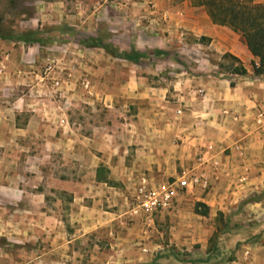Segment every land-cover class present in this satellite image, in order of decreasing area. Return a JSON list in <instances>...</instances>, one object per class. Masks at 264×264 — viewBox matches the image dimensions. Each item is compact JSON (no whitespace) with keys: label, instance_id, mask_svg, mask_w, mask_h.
<instances>
[{"label":"rangeland","instance_id":"374dc122","mask_svg":"<svg viewBox=\"0 0 264 264\" xmlns=\"http://www.w3.org/2000/svg\"><path fill=\"white\" fill-rule=\"evenodd\" d=\"M38 1L0 0V36L19 35L35 26L30 16L36 18ZM60 1L64 3L57 7L62 8L65 15L53 9L54 14L57 13L54 21L73 28L61 30L60 40H43L41 45H36V61L20 59L12 67L10 76L2 79L3 85L11 89H0V264H228L230 258L247 252L242 251L244 243L264 240L263 206L246 202L257 194L262 198L264 190L259 193L243 190V199L228 203V210L223 212L214 208L215 212L209 208L207 215L199 214L205 207L198 203L209 207L207 201L211 200L219 204L220 198L226 200L225 196L242 189L235 178L223 182L221 177L217 180L212 176L208 187L188 188L176 206L157 213L153 223H147L143 216L132 211L138 183L136 176H148L152 174L151 170L120 171L132 174L127 185L122 184L128 197L120 204L104 198H99L95 204L88 197L76 202L71 193L58 188L57 183L61 180L93 181V170H72V163L78 161V156L82 159L83 155L72 149L68 139H64V148L62 141L58 144L49 141L54 137L51 136L52 129L61 125L57 121L47 122L52 128L47 134L49 143L41 145L46 139L37 134L42 124L38 120L29 123L31 134H21L19 130L28 122L24 115L17 121L1 120L7 101L14 102L19 96L28 94L31 106L25 114L39 117L47 113L55 119L65 114L68 121L61 125L62 130L71 131L76 127L86 131L88 121L98 127L108 121L110 127L120 130L119 122L125 121L127 115L133 118L136 114L134 106L117 103L121 97L118 88L121 69H127L133 81L136 69L142 67L143 72L136 75L138 81L145 78L149 83L151 80L163 84L174 82L172 92H175L176 102L184 104L180 100L183 94L178 95L181 90L176 89L177 86L181 88L184 82L201 74L221 75L232 80L235 76L233 68L239 66L237 62L232 66V60L222 57L214 67L212 53L220 52L209 46L211 39L191 35L185 30L183 23L190 19L193 8L202 7L208 14L206 7L200 6L197 0ZM246 1L264 4L257 0ZM44 22L50 23L47 19ZM58 30L53 29V37L58 36ZM168 35H173L175 40L169 42L165 50L156 44H145L140 50L136 44L131 46L127 42L130 38L147 41L149 37L165 38ZM90 37L101 38L119 52L136 50L140 54L139 60L131 62L103 48L79 44L80 39ZM198 42L208 45L209 49L201 50ZM26 44L28 53L27 47L31 43ZM20 47L18 43L12 46L17 48L16 53H25ZM253 61L258 58L253 56L247 62V74L237 77H258L253 70ZM241 65L244 66L242 61ZM34 70L41 78L30 79ZM84 78L91 82L90 93L85 90ZM40 80L42 83L38 84ZM31 81H36L35 85ZM56 81L63 85H56ZM212 146L210 155L213 156L216 145L209 141L201 146L194 161L196 164L180 166L174 175L154 180L188 175L197 167L199 155ZM114 183L119 185L121 182ZM21 194L25 198L13 202V195ZM229 234H232V241ZM223 247H230V253L221 251Z\"/></svg>","mask_w":264,"mask_h":264},{"label":"crops","instance_id":"0c3cea01","mask_svg":"<svg viewBox=\"0 0 264 264\" xmlns=\"http://www.w3.org/2000/svg\"><path fill=\"white\" fill-rule=\"evenodd\" d=\"M257 1L264 2V0ZM38 3L36 18L30 16V20L34 21L36 25H32L30 30H45L43 32L37 31V36L42 41L60 40L61 30L73 28L66 23H55L58 21H54L57 13L54 14L53 9H57L56 12L65 15L64 10L57 7L61 3L63 5L64 2L60 0H39ZM192 10L194 13L190 15V19L185 20L183 26L191 35L211 39L209 46L220 52L212 53L213 60H215L213 66L216 67L222 60L223 55L229 52L238 57L247 68V62L251 60L253 55L246 43L241 40L240 35L228 27L213 23L204 8L198 7ZM43 18L50 21V23H54H48L49 25H47ZM55 27L60 31L57 33V37L52 36L55 35V31L53 32ZM143 33L146 34L144 30ZM159 38L149 37L147 41L142 38L136 40L130 38L127 42L131 46L133 43L136 44V48L140 50L146 46L145 44H156L159 49L165 50L169 47V42L175 40L173 35ZM81 40L78 41L79 44ZM42 41L31 43L27 47L28 53H26L25 45H27V42L20 40L19 35L16 34L12 37L0 36V52H3L0 53V56L4 59L6 65V70L0 73V89H11V87L3 85L2 79H7L10 76L13 70L12 67L16 66L20 59L36 61V56H34L37 50L36 45H41ZM182 41L185 42L184 39ZM17 43L25 53H16L15 49L17 48H12V46ZM121 45L127 49L123 44ZM198 45L201 50L209 49L208 45L200 42H198ZM83 46L87 47L86 45ZM94 49H101V47H95ZM142 70V67L136 69V75L142 73ZM247 70L249 69L247 68ZM153 72L157 73V71ZM136 75L135 81H133L130 80L127 69H121L120 72L121 77L118 88L121 97L119 96L117 103L127 107L134 106L136 113L133 114V118L127 115L125 121L119 122L120 130L110 127L111 124L108 121L101 127L90 125V121H88L86 131L76 127L71 131L62 130V121H65V123L68 121L65 114H60L57 119L53 116L49 117L47 113H43L39 117L25 114L28 107L31 106V99H29L28 94L19 96L14 102L7 101L8 105H5L1 120L17 121L23 115L26 116L28 122L23 128H19L21 134H27L28 132L31 134L29 123L38 120L42 124L37 134L46 139V143L41 145H48L49 143L47 134L51 126L47 122L57 121L61 124L60 127L57 125L55 129L51 128L53 130L51 136L54 137L49 138V141L51 143L54 141L55 144L62 141L61 146L64 148V139H68L72 149H76L78 154L83 155L82 159L78 156V161L72 163V170L80 168L93 170V181L85 182L76 179L61 180L57 183L58 188L71 193L76 202L88 197L93 199L95 204H97L99 198H104L113 204H120V201H125L128 197L122 184L127 185L132 176V174L120 173V171L151 170L153 172L148 175L149 178L164 179L166 176L174 175L180 166L196 164L194 161L201 150V146L209 141L214 142L216 145V150L212 155L219 164L216 175L217 180L221 177L222 181L225 182L229 179L232 181L235 178L239 186L242 187L240 190L233 191L231 195L225 196L226 200L223 197L220 198L218 200L219 204H215L211 200L207 201L211 211L218 209L224 212V210H228V203L242 200L245 191L259 193L264 190V119L263 123L260 124L257 116L261 111L264 113L263 76H238L234 80L214 74L195 76L184 82L181 88L176 87V89L181 90L178 95L183 94L182 99H180L184 101L183 104L176 102L175 92H172L174 82L163 84L159 80H151V83H149L142 77V81H138L139 77ZM34 77L41 78L40 73L34 70L30 75V79L33 80ZM232 81L234 85L231 84ZM31 82L36 83V81ZM58 82L59 86L63 85L60 81ZM41 83L40 80L38 84ZM46 84L45 81L43 85ZM53 87L56 88L57 86ZM23 90L25 91L26 88H23ZM200 90L203 92L200 93ZM178 110H182V112L178 113ZM102 168L107 171V175L109 173L110 182L97 179V172ZM139 177L136 176L137 181H139ZM114 181L121 183L114 185ZM17 198L22 200L25 196L24 194L13 195V202ZM251 202L255 206H263L261 210L264 212V196L261 198L260 194H257V199ZM83 207L85 208V206ZM229 236H231L230 240L232 241V234H229ZM242 247V251L247 250V252H241L239 256H235L233 260L227 262L228 264H264V240L247 242ZM224 248H221V251L230 253L228 252L231 251L230 247Z\"/></svg>","mask_w":264,"mask_h":264},{"label":"trees","instance_id":"16d2710c","mask_svg":"<svg viewBox=\"0 0 264 264\" xmlns=\"http://www.w3.org/2000/svg\"><path fill=\"white\" fill-rule=\"evenodd\" d=\"M197 1L200 6L202 5L206 7L213 23L227 26L244 38L250 52L254 57L258 58V61H253V70L255 75L264 76V4L246 0ZM9 36L12 37L11 35ZM19 39L29 43L42 41V39L37 36L36 30L22 31V33L19 34ZM80 44L86 45L87 47H101L109 53L131 62H137L140 56L139 52L136 50L119 52L115 47L104 43L102 39L93 37L82 39ZM157 52L162 53V51ZM223 59L232 60V66L236 62L238 63L239 66L233 68L234 74H247V69L241 65L240 59L234 55L225 53L223 55ZM231 84L234 85V82H231ZM106 172L107 171L104 168L100 169L97 172V179L99 181L110 182ZM256 199L257 195L247 199L246 202ZM198 205L205 207V210L199 214L207 215L209 207L203 203H198ZM229 260L231 261L233 259L230 258Z\"/></svg>","mask_w":264,"mask_h":264},{"label":"built area","instance_id":"2783aa9c","mask_svg":"<svg viewBox=\"0 0 264 264\" xmlns=\"http://www.w3.org/2000/svg\"><path fill=\"white\" fill-rule=\"evenodd\" d=\"M5 70L6 65L4 59L0 56V73H3ZM234 75V78L237 77V74ZM55 84L59 85V82L57 81ZM83 85L85 90L90 93V80L84 78ZM201 92L203 91L200 90ZM257 116L258 123L262 124L264 113L261 111ZM62 124H65V121H62ZM212 148L213 146L207 149L206 152H202L197 159V167L183 177L156 181L146 175L141 176L135 187L133 197L134 206L132 211L134 214H140L147 223H153L155 215L173 209L180 197H182V194H184V191L188 188L208 187L211 183L212 176L217 175V168L219 166L214 156L210 155Z\"/></svg>","mask_w":264,"mask_h":264}]
</instances>
